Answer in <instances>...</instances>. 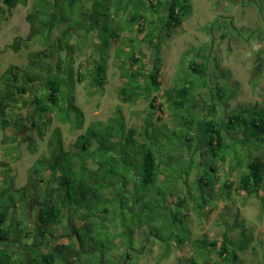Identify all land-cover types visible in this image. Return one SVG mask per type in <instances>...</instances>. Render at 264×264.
I'll list each match as a JSON object with an SVG mask.
<instances>
[{
    "label": "trees",
    "instance_id": "16d2710c",
    "mask_svg": "<svg viewBox=\"0 0 264 264\" xmlns=\"http://www.w3.org/2000/svg\"><path fill=\"white\" fill-rule=\"evenodd\" d=\"M25 3L26 0H0V24L12 8ZM157 3L159 10L154 14L155 20L146 23L144 14H151V2L150 6H144L140 0L34 1L32 10L25 17L29 25L25 42L39 39L45 49L30 52L24 66L9 65L1 72V131L12 126L18 128V114L26 109L30 112L31 126L41 127V135L47 128L46 123L40 125L41 118L49 114L60 125L70 124L81 129L84 120L82 111L75 104V86L88 76L90 95H93L92 89L99 91L104 88L107 69L104 56L110 49L111 39L121 42V47L115 50L120 74L125 80L118 90L120 101L134 104L144 100L154 112L163 111L165 107L170 118L179 120L180 124L178 130H173L171 134L165 133L164 126L143 127L137 132L126 129L121 113L117 112L116 118L107 122L90 123L68 149L64 146L60 127H56L47 142L49 159L39 157L32 170L37 183L41 184L44 180L39 177L46 171L50 172L45 181L46 188L42 194L31 191V198L26 201L28 188H14L12 168L8 163L1 162L0 264H16L11 247L22 248L23 240L27 243L23 248L25 255L38 264H118V261L106 255L123 249L125 254L122 259H128V251L134 250L136 232L145 228L147 240L164 242L173 237L178 244H183V206L176 207L167 197L185 201L187 178L194 168L198 170L195 185L200 191H206L212 186V181L217 179L216 172L213 176L210 172L215 171L217 162L228 161L229 156L234 159V165L243 169L236 190L247 197L258 198L264 181V164L259 157L251 159L248 152V155H241L245 157L243 162L244 159L236 148L229 145L228 139L232 133H244L246 139L255 144L264 136V110L254 105L238 107L231 112H219L217 103H225L230 88L217 83L208 89L209 102L206 106L192 101L190 98L197 88L205 87L202 78L206 73L203 64L189 60L187 54L181 57L186 70L180 75L190 72L196 76H193L195 81L179 80L177 88L162 91L159 80L162 62L158 46L180 27L188 17L191 6L189 0ZM132 8L145 11L142 14L131 11ZM124 15H128L124 22L129 30L137 26V35L120 40L119 27L114 23ZM91 19L96 27L91 28ZM60 22L67 24L61 36L51 38L52 30ZM73 31L78 33L75 37L77 41H89L93 34L99 37V59L91 61L84 77L82 66L76 70L74 68L76 46L71 42ZM141 45L152 50L148 69L143 53L137 51ZM125 46L130 49L121 51ZM159 99L163 100L164 107L160 104L156 106ZM12 115L16 116L13 121L10 120ZM201 123L205 124L202 139L206 155L203 159L193 160V155L187 156V153L198 141ZM178 132H183V135L177 140ZM167 157L179 166L176 169L167 168L170 173L164 168ZM181 163L185 166L181 167ZM206 166L208 170L203 171ZM161 184L167 191L158 187ZM200 199L197 206L202 209L208 200L203 196ZM17 201L26 206L34 204L37 222L32 229V236L31 232L22 234L19 227L12 230L7 224L9 210ZM64 210L75 218V222L68 218L62 236L67 239V243L49 247L53 227L61 224ZM174 228L178 229L175 235L172 231ZM116 231L121 234L116 236ZM124 238L125 241H122ZM192 246L194 258L202 263L210 257L212 249L223 260H235L234 253L229 255L228 246L216 248L215 242L206 240H196ZM39 247L47 249L38 253ZM224 255L229 258L225 259ZM194 262L191 264H196Z\"/></svg>",
    "mask_w": 264,
    "mask_h": 264
},
{
    "label": "rangeland",
    "instance_id": "374dc122",
    "mask_svg": "<svg viewBox=\"0 0 264 264\" xmlns=\"http://www.w3.org/2000/svg\"><path fill=\"white\" fill-rule=\"evenodd\" d=\"M34 1L26 0L24 5L18 4L12 8L0 24V74L9 65L24 66L28 61L30 52L45 49L39 39L35 38L28 43L25 42L29 33V25L25 21V17L32 10ZM140 1L144 6H150L149 2L152 5L151 14L153 16L146 12L144 14L146 23L155 20L154 14L156 10H159L157 1L165 2V0ZM189 2L191 7L188 17L169 39L164 38V41L160 42L158 46L162 62L159 77L160 89L167 91L177 88L180 85L179 80L193 79L195 81L193 76H196H192L190 72H187V75L184 73L180 75L182 71L186 70V65L181 63V57L187 54L189 60L203 64L206 73V76L202 78L205 87L203 89L197 88L190 98L192 101L194 100L201 106H206L209 102L207 99L208 89L215 87L217 83L219 86L226 85L224 88H230L227 91L229 98L225 103H217L219 112L222 113V110L231 112L238 107L254 105L264 110V0H189ZM132 10L142 14L145 11L143 9L140 12L139 8H132ZM126 18L128 15L122 16L121 20L119 19L114 23L119 27L120 40L137 35V26L129 30L126 22H124ZM66 25L63 22L58 23L51 32V38L61 36ZM145 25L147 26V24ZM92 26L96 27V24L93 23L91 28ZM76 34L78 33L73 31V39L71 40L76 46L74 68L76 70L82 66V76L84 77L87 75L91 61L99 59L97 50L100 42L99 37L95 34L90 36L89 41H81V39L77 41L75 39ZM120 43L119 39L115 41L111 39L110 49L106 51L104 56L107 69L103 89L97 91L94 88L91 90L93 95H90L88 76L84 77V82L76 83L75 104L82 111L84 120L81 129L74 128L70 124L60 125L54 116L49 114L43 115L41 118L40 125L47 124L44 135H41V131H39L41 127L34 128L31 126L30 112L26 109L18 114V128L12 126L4 131L0 130V163L6 162L12 168L14 188H28L25 201L30 200L31 191L35 190L42 194L46 188L45 181L49 178L50 172L46 171L39 177L44 180L41 184L37 183V177L35 178L32 174V170L39 157L43 156L49 159L47 142L56 127H60L66 149L72 146L90 123L95 121L107 122L116 118L117 112L121 113L126 129H134L139 132L143 127L149 129L152 126L154 128L164 126L167 134L173 130H178L180 122L170 118L163 100L159 99L156 102V106L160 104L164 107L163 111L160 112L151 110L148 102L144 100H139L134 104L120 101L118 90L125 81L120 74L119 60L115 58V50L121 47ZM129 49L125 46L121 48V51L127 52ZM137 51L143 53L144 62L148 69L152 50L141 45L137 47ZM15 117L12 115L10 120L13 121ZM198 128V141L187 153V156L193 155V160L203 159L206 155L202 139L205 124H199ZM182 135L183 132H178L175 139L178 140V137ZM228 142L229 145L238 150L242 159L245 157L241 155L249 154L251 159L259 157L264 164V136L260 137L254 144L246 139L244 133H232ZM167 158L164 168L170 173V169L167 168L176 169L179 166L172 158ZM184 158L186 157L184 156ZM234 163V159L229 156L225 163L217 162L216 166L209 164L215 166V171L210 172V175L213 176L216 172L217 179L212 181V186L204 192L195 185L198 170L194 168L187 178L188 191L185 201L177 200L176 197H167V200L175 203L176 207L177 205L183 206L182 211L185 214L182 226L185 234L183 244H178L173 237L164 242L147 240V228H145L136 232L133 243L134 250L128 251V259H122L125 254L123 249L107 254L106 257L118 261V264H191L192 261H195L196 264H264V181L258 198L247 197L244 193L238 192L236 183L243 169ZM179 165L182 167L184 164ZM204 170H208L207 166L206 169L203 168ZM1 183L0 171V189ZM38 184L39 186H37ZM158 187L167 191L163 184ZM110 194L113 195V191ZM201 196L208 200L202 209L197 206V202L201 201ZM171 210L174 211L175 209L172 207ZM63 213L64 218L61 224L53 227V237L49 240V247L67 243V239L62 236L68 225V218L74 222L75 218L70 216L66 210ZM36 222L37 212L34 210L33 203L26 206L17 201L14 207L9 210L7 224L12 230L19 227L23 232L22 234L31 232L30 236H32V229ZM76 224L79 225V223ZM177 230L175 228L172 230L175 232L174 235ZM114 234L117 236L121 232L116 231ZM196 240L215 242L216 248L228 246L229 255L234 253L235 260L230 262L223 260L214 253L213 249L210 257L204 263L196 260L192 246ZM122 241H125V238ZM25 242L23 240L24 246L20 247L21 249L11 247L16 264H38L25 255L23 250L27 246ZM198 245L201 246L200 243ZM46 249L39 247L37 252L42 253ZM224 257H226L225 259L229 258L226 255Z\"/></svg>",
    "mask_w": 264,
    "mask_h": 264
}]
</instances>
